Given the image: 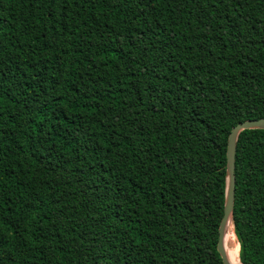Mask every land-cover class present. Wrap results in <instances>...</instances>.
Wrapping results in <instances>:
<instances>
[{
  "label": "trees",
  "instance_id": "1",
  "mask_svg": "<svg viewBox=\"0 0 264 264\" xmlns=\"http://www.w3.org/2000/svg\"><path fill=\"white\" fill-rule=\"evenodd\" d=\"M261 118L264 0H0V264H223ZM234 173L264 264V130Z\"/></svg>",
  "mask_w": 264,
  "mask_h": 264
},
{
  "label": "water",
  "instance_id": "2",
  "mask_svg": "<svg viewBox=\"0 0 264 264\" xmlns=\"http://www.w3.org/2000/svg\"><path fill=\"white\" fill-rule=\"evenodd\" d=\"M244 130H264V118L258 120H247L234 126L227 138L226 146V184H225V203L223 217L219 224V235L217 241V251L222 259L223 264H230L224 250L223 238L225 228L232 218L234 192H235V151L236 142L239 134ZM242 264V263H240Z\"/></svg>",
  "mask_w": 264,
  "mask_h": 264
},
{
  "label": "bare ground",
  "instance_id": "3",
  "mask_svg": "<svg viewBox=\"0 0 264 264\" xmlns=\"http://www.w3.org/2000/svg\"><path fill=\"white\" fill-rule=\"evenodd\" d=\"M226 233L229 234L230 239H231V249H232V255H233V263L229 262L230 264H240L239 258H238V243L236 241L234 232H233V227L231 224V221L228 222L226 228H225V232H224V238H223V245H224V250H225V235Z\"/></svg>",
  "mask_w": 264,
  "mask_h": 264
},
{
  "label": "rangeland",
  "instance_id": "4",
  "mask_svg": "<svg viewBox=\"0 0 264 264\" xmlns=\"http://www.w3.org/2000/svg\"><path fill=\"white\" fill-rule=\"evenodd\" d=\"M230 237V236H229ZM230 242H231V239H230ZM230 242H229V244L228 245H230ZM228 245H226V246H228Z\"/></svg>",
  "mask_w": 264,
  "mask_h": 264
}]
</instances>
